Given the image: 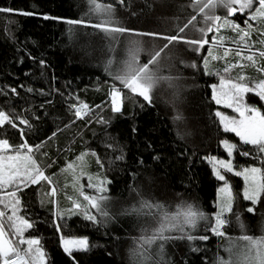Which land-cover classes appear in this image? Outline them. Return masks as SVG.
<instances>
[{"label": "snow or ice", "instance_id": "snow-or-ice-1", "mask_svg": "<svg viewBox=\"0 0 264 264\" xmlns=\"http://www.w3.org/2000/svg\"><path fill=\"white\" fill-rule=\"evenodd\" d=\"M181 7L187 13L186 22L181 26V22L177 21L176 26L165 33L141 31L126 23L121 18L122 12H127L129 17L142 14L130 10L129 0H83L78 5L81 9L78 18L49 15H44L43 18L66 24V37L70 44L93 50L99 44L98 50L102 58L97 66L103 68L106 76V103L113 116L124 115L125 101L129 96L143 99L145 103L139 104L140 109L145 105L152 107L156 91L167 85L171 90L169 103L176 112L173 123H183L184 117L180 109L183 89L180 85L189 79L195 81L198 73L218 78V83L208 85L211 88V101L216 105L223 104L237 114L227 115L220 110L214 113L222 132L234 134L238 141L232 142L228 138L219 141L227 159L204 157L212 165L213 175L221 182L211 213L204 211L198 204L182 199V193L176 194L175 203L145 197L141 179L152 170L153 165H161L165 160L156 150L153 149L149 154L151 164L141 154L135 165H128L132 183L127 187L130 196L134 195L136 199L128 207L122 208L120 214L136 217L138 220H152L151 226L142 224L139 235L133 238L134 246L130 249L133 264H176L167 252L168 246L175 241H185L187 244V252L181 257L182 264H264V229L259 236L246 234L248 225L244 222L242 213L235 210L238 195L243 201L249 202L247 213L256 214L258 209H264V0H190L188 5ZM220 10H223V15L218 14ZM0 13L34 15L31 11L12 7H0ZM201 23L203 26L198 27ZM222 30L234 34L227 39L234 45L235 51L232 47L225 46L226 37L220 35ZM189 32L192 33L191 36ZM210 33H214L211 36L213 47L207 48V55H203L202 50L210 43ZM145 38L153 43L147 45ZM29 44L36 46L37 42L26 38L23 46L16 49L23 53L19 62L22 64L26 56L38 67L40 76L43 77L45 70L51 65L43 54L33 55ZM221 49L222 55L219 54ZM121 50L124 52L122 59L119 58ZM233 51L237 58L235 63L228 60ZM222 59L225 62L222 68L210 67V61ZM249 68L258 75L249 77L243 74ZM234 70L239 71L234 74ZM185 72H191V76H185ZM31 75L25 73L26 77ZM55 82L53 74L46 88L25 84L0 86V97L5 99V105L0 107V127L18 129L21 141L14 144L7 138H0V264H50L40 239L26 236L28 230L35 227V222L27 215L25 190L31 191L33 186L42 187L45 184L50 190L46 193L47 201L41 200V207L47 204L50 208L55 230L60 233V245L73 264H80L76 256L78 253H88L94 247L106 248V245L93 244L89 235H65L63 229L68 227L67 221L73 216L82 217V221L87 222L85 227L90 225L96 230L114 220L109 209L113 180L109 178L108 172L118 161H125L127 154L123 146L107 131L112 120L103 115L104 104L93 108L70 91V83L62 91L53 86ZM18 89L25 96L38 95L43 103L17 110L19 102L27 103ZM56 97H60V101ZM65 103L68 123L63 124V127L57 124L56 130L39 143H29L31 134L37 131L36 125L42 119L36 109H42L44 117H47L50 109H55L58 105L63 109ZM131 118L134 120L136 114L133 113ZM76 121H83L85 128L94 123L104 129L100 143L105 148V156L102 157L85 141V150L75 160L65 164L61 173L70 174L73 195L65 193L70 206L62 208L57 198L58 188L54 180L56 174H47L55 161L51 160L46 148L57 139L59 133L71 128ZM215 122L217 121L214 120ZM132 132L137 134L135 124ZM92 134L95 141V130ZM77 135L82 138L81 133ZM176 135L179 140H184L191 133L181 132L178 128ZM145 144L148 149L152 148L150 142L145 141ZM109 150L113 157L107 156ZM62 151H70V148H58L57 155ZM116 152L119 155H115ZM237 154L251 158L248 166L235 163ZM176 155L179 159L186 158L191 162L192 157L188 155L186 144L177 145ZM192 155H196L195 149H192ZM86 157L94 159L99 172L91 174L87 171ZM228 174L243 179L241 193L234 192ZM85 176L86 188L81 183ZM68 187V184L64 185V189ZM233 223L244 234L235 238L228 236V229ZM201 224L203 234H196L200 231ZM104 235L109 236V239H118L107 232ZM211 237L227 241L223 246L228 254L227 258L217 254L215 260H207V247L198 245L210 241ZM200 253L204 255L198 260L192 259L193 255Z\"/></svg>", "mask_w": 264, "mask_h": 264}, {"label": "trees", "instance_id": "trees-1", "mask_svg": "<svg viewBox=\"0 0 264 264\" xmlns=\"http://www.w3.org/2000/svg\"><path fill=\"white\" fill-rule=\"evenodd\" d=\"M83 0H0V7H12L16 10L31 11L32 16L9 15L0 13V86L25 84L35 88L47 87L52 75L56 77L53 85L62 91L65 85L70 83V91L78 95L81 101L88 103L93 108L95 105L104 104L103 115L111 118V127L108 133L115 138L119 145L123 146L127 154L125 161L117 162L113 169L108 172V176L113 180L110 186V195L112 201L109 209L114 220L109 221L99 230L92 228L90 225L85 227L87 222L82 221V217L73 216L67 221L68 227L63 229L65 235H89L93 244L106 245V248L94 247L88 253L76 254L80 264H133L130 249L133 245V238L139 235V227L144 224L151 226L152 220L137 219L121 215V209L131 205L136 197L130 196L128 185L132 183L130 178L131 170L128 165H135L137 157L144 155L147 162L151 164L150 153L156 150L163 157L164 162L161 165H153L152 170L146 174L140 181L143 185L145 197H154L155 199L168 203L177 201V193H182V199L189 203L198 204L204 211L211 213L214 210V203L217 199V189L221 185L213 175L211 164L204 159L206 156H225L224 148L219 141L228 138L237 142L238 138L234 134H224L222 128L218 125V118L214 117L215 111L219 106L211 101V83H218V78L202 76L197 74L195 81L189 79L182 82V99L183 103L180 109L183 113L184 122L176 125L173 123V117L176 112L169 101L171 100V90L167 85L159 88L155 93V102L152 107L145 105L143 109L139 104H144L142 98L134 99L129 96L125 101V110L123 116H113L107 106L108 97L106 96L107 85L105 84V73L102 67L97 64L102 58L99 52V44L96 50L81 49L79 45L70 44L66 37L67 25L55 20H46L44 15L54 17L78 18L81 9L78 8ZM190 0H129L130 10L141 13L138 17H129L127 12L121 13V18L126 23H130L141 31H171L177 21L186 22L187 13L182 11L183 5H188ZM218 14L223 15V10ZM240 22V21H237ZM203 26V24H199ZM192 33L189 32V36ZM209 34V45L202 50L203 55H207V48L211 45V36ZM220 35L226 37L225 46L234 45L227 39L234 34L230 31L222 30ZM26 38H31L37 42L36 46L29 44L33 55L43 54L51 67L45 70L43 77L40 76L39 69L33 62L24 57V62H19L23 53L16 49L23 46ZM255 39V37H253ZM19 41L20 43H17ZM147 45L153 43L152 40L145 38ZM161 43L160 41H155ZM234 51L230 54L228 60L231 63L236 62ZM223 54V49L219 52ZM124 52L121 50L120 57L123 58ZM224 60L210 61V67L222 68ZM236 71L234 70V74ZM31 73L29 77L25 73ZM246 76L254 77L258 74L253 69H246ZM185 76L190 77L191 72H185ZM35 80V83L32 81ZM110 82V81H109ZM194 85V86H193ZM21 95L25 96L22 90ZM253 94H249L252 96ZM27 103L19 102L18 109L28 108L35 104L36 106L43 103V99L38 95L25 96ZM258 100V98H256ZM60 101V97H56ZM252 102V101H249ZM5 105V99L0 97V107ZM7 110V109H5ZM37 114L41 116V122L36 125L37 131L32 133V139L29 143H39L40 140L46 139L56 130L57 124L63 127L68 123L67 104L63 109L59 105L55 109L49 110V115L44 117L42 109H36ZM136 114L133 120L132 114ZM214 120L217 122L214 123ZM63 121V123H60ZM137 126V134L132 132L133 125ZM181 132H188L191 135L186 136L184 140L177 138V129ZM93 130L97 133L95 141L93 140ZM104 129L96 124L84 127L83 121H76L71 128L58 134L57 139L47 146L51 160L55 161L52 167L47 171L48 175L56 174L54 177L56 187L58 188L57 198L62 208L70 206L65 199L67 195H73L71 189V176L67 173H61V169L69 161L75 160L81 151H84V142L87 141L92 149H95L102 157L105 156V148L100 143L103 140ZM77 133L82 134L77 135ZM0 138H7L10 143H20L18 129L10 126L0 127ZM145 141L151 143L152 148L148 149ZM178 144H186L188 155L192 157L191 162L188 159H179L176 155ZM69 149L62 151L57 155V149ZM192 149L196 150V155H192ZM115 155H119L116 152ZM108 157H113L109 150ZM88 161L87 171L91 174L99 172V168L91 157H86ZM251 158L240 157L236 155L235 162L237 165H248ZM51 162V161H49ZM228 179L233 185L235 193H241L243 181L240 177L228 174ZM87 183V181H86ZM69 187L64 189V185ZM47 184L42 187L33 186L32 190H25L26 208L29 215L35 222V227L28 230L27 235L38 237L41 245L48 254L50 264H73L72 259L63 251L60 245V233L56 232L50 208L45 204L41 207V200L47 201L46 193L49 191ZM249 202H245L238 195L235 210L242 213L244 222L248 225L246 234L259 236L264 228V209H258L256 214L246 212ZM61 223H64L61 221ZM118 239H109L104 233ZM196 234H203V224ZM242 233L238 226L233 225L228 229V236L233 238L241 236ZM226 240H218L211 237L210 241L199 244L200 247H207L206 254L209 262L215 260L217 254L227 258L224 251ZM167 252L169 256L176 261V264H182L181 257L187 252L185 241H175L171 243ZM108 253H111L109 255ZM204 254H195L193 260H198Z\"/></svg>", "mask_w": 264, "mask_h": 264}, {"label": "rangeland", "instance_id": "rangeland-1", "mask_svg": "<svg viewBox=\"0 0 264 264\" xmlns=\"http://www.w3.org/2000/svg\"><path fill=\"white\" fill-rule=\"evenodd\" d=\"M219 106V108H218V110H220V111H222V112H225V114H227V115H237L236 113H234L233 112V110L232 109H228L227 107H225L223 104H221V105H218ZM232 141V140H231ZM232 142H235V141H232ZM213 156H217V157H220V158H224V159H227L228 157H227V154L225 155V156H218V155H213ZM87 159V158H86ZM236 163V162H235ZM245 166H248V165H245ZM211 167H212V165H211ZM241 178V177H240ZM242 179V178H241ZM86 181H87V177L85 176V177H83L82 178V180H81V183H83L84 185H85V188H86V185H87V183H86ZM242 181H243V179H242ZM221 186V185H220ZM219 186V187H220ZM88 192H91V190L90 189H86ZM217 200V199H216ZM264 229V228H263ZM262 232V231H261ZM261 232H260V234L259 235H261Z\"/></svg>", "mask_w": 264, "mask_h": 264}]
</instances>
